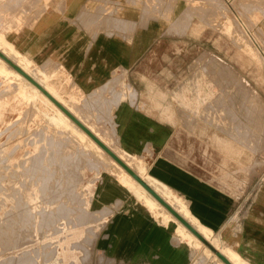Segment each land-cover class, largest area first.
I'll list each match as a JSON object with an SVG mask.
<instances>
[{
	"label": "crops",
	"instance_id": "0c3cea01",
	"mask_svg": "<svg viewBox=\"0 0 264 264\" xmlns=\"http://www.w3.org/2000/svg\"><path fill=\"white\" fill-rule=\"evenodd\" d=\"M84 1L0 0V41L34 66L48 67L51 76L60 73L63 79L64 69L84 93V111L93 114L122 150L146 161L148 173L186 200L191 213L219 235L223 245L249 264H264V179L252 178L254 157L246 156L253 150L235 143L228 132L234 141L225 140V147L241 159L243 172L214 161L208 165L202 145L183 138L192 133H182L153 112L144 90L167 86V81L157 83L156 72H178L211 53L226 59L264 98V0H229L234 17L227 23L216 22L214 9L197 4L194 15L193 8L186 7L184 13L182 8L172 24L147 21V8L131 14L123 7L116 19L102 14L82 18L83 10L94 13L82 10ZM238 82L251 102V91ZM195 128L197 135L205 133L203 126ZM119 189L100 188L98 206L113 211L98 230L93 263L101 251L104 264H192L193 246L177 233L176 222L160 221L133 193Z\"/></svg>",
	"mask_w": 264,
	"mask_h": 264
},
{
	"label": "rangeland",
	"instance_id": "374dc122",
	"mask_svg": "<svg viewBox=\"0 0 264 264\" xmlns=\"http://www.w3.org/2000/svg\"><path fill=\"white\" fill-rule=\"evenodd\" d=\"M86 1H88V5H85V3H87ZM234 1L236 0H231V2L235 4ZM197 4L200 8L202 7L201 5H203L205 8H209V10L214 9V18L216 22L219 20L221 23H227L230 18L234 17L229 10V0H85L82 4L84 6L82 7V10L84 8H91L94 9V13L83 10L81 11V17H87L88 19L90 17L99 18L101 17L100 14H102V17L105 19H107V17H111L109 19H116L118 18L117 15L123 11V7L131 14L137 13L138 9L143 10L144 8H147L150 11L147 21L149 19H157V21L170 22L172 24L177 18H180L182 8L184 9L183 13L186 12V7L191 10L193 8L194 15V13H196L195 8ZM183 18H186V13L183 14ZM211 20L212 19H210V21ZM164 60L166 61V59ZM225 66L230 69H226L227 67ZM120 72L122 71H119V73ZM124 75L126 76V79H128L126 72ZM60 76V73H56L53 76H50V78L57 84H62L61 87L65 88V90L77 91L72 81L62 83L63 79ZM261 76L264 78V73H261ZM153 77L158 84H162L165 81L168 83L166 82V87H154L151 85L144 88V90L148 91L147 95H149L152 100V104H149L148 106L153 109V112H159L161 117L172 122L179 130L181 129L182 133L187 134V132H191L192 135L183 136V138H190L191 140L189 139V143L202 145L205 163L211 166L214 161V163L220 164L221 167H230L231 169H237V171L240 170L243 172V162L241 159L236 155L233 156V154L225 147V140H232L228 135V132H230L231 135L236 138V141H232L235 143L239 142V144L241 143V146L245 149L253 150V154L248 152L249 154L246 156L247 160H251L252 156L254 157L250 168L252 178L256 177L257 180L264 179V98L241 73L235 71L233 66H231L226 59L211 53H205L203 56L196 57L190 63L183 66L178 72L165 69V71L156 72V74H153ZM2 78L3 77L0 76V86L7 81ZM12 80L15 82L18 81L14 78ZM237 80L244 81V84L242 85L244 89L246 90L247 88L250 90L253 95L255 94V100H257V102L259 101L258 108L253 109V112L250 110L248 93L246 96H243L240 88L239 91H236L238 90L236 88L239 87V82ZM169 81L172 83L171 85ZM88 96L89 95H86V97ZM36 102L43 104L40 100H36ZM218 107L220 108L218 109ZM47 110L49 113L52 112L48 108ZM182 112H185L186 115H183ZM28 115L29 119L27 118L28 120H26L23 126L21 125L17 128L14 126L9 127L6 131L4 130L0 134L1 159L5 157L3 159L5 162L0 164V169H3L0 170V178L2 176L1 174H4L3 176L5 177L2 176V179H0V188H3L0 189V264H104L102 261L103 252L101 251L97 252V263L95 260L93 263V246L99 233L96 231L97 222L102 218V215L112 209L108 205L98 206L100 188L103 186H110L113 188V191L120 188L119 190H123L124 192L126 189L111 175L109 170L103 169L100 176L97 177L99 174H94V171L90 170L91 167L89 168L85 164L87 161H84V158V160L80 159V153L76 147L77 145L68 139L63 140L60 132L56 133L52 127H48V117H43V119L38 120L37 123H40V127H45V129L39 127V132L45 133L47 129L51 135H55V140H53L55 145L49 142V138V143L47 145L51 146L52 149H58L61 154H66L68 161L65 164H61L59 168L57 167V169H59V178L63 176L62 182H58L59 180L55 181V179L52 180L54 182V185L52 184V186H55V190H53L54 188L52 190L54 191V194H56V198L59 196H62L63 198L61 197V199H59V197L56 199L54 195V199L52 196L53 191H51L50 188H46V190L41 189L42 187L38 188V186H36L40 197L35 200V193H33L35 188H33L34 186H28L29 184L34 183L35 180L38 182L39 179L37 180L35 174L33 175L34 178L30 177V173L25 174V172H31L29 171L31 167L28 168L29 170L26 169L27 171H22L24 168L21 166V160H30V156L36 154L35 151H30V148L28 147L30 142L32 144L33 136L37 133L35 125L30 128L29 122L32 121V112H29ZM184 118L187 120H184ZM193 118L194 120H192ZM104 121L106 122V120ZM199 125L203 126L205 129V133L202 135H197L194 132L196 131L195 127ZM238 128L240 129L239 132L237 131ZM10 132H12V135L9 134ZM44 133L41 135L43 136ZM239 133L240 135H238ZM216 137H219L220 140H217ZM42 146H44V144H42ZM15 163L18 165H15ZM4 164H6V166ZM82 164H84L83 167ZM108 166H111V164H108ZM12 167L14 170L16 169L15 171L19 169L24 173L18 170L19 172L17 171L13 174L12 172L14 170ZM76 168H81L82 175L77 181H72L75 183L72 186L76 187V192L69 194L67 191L69 190L68 188H73L72 186V188L69 187L72 182L70 183L66 181L67 184H64V182L68 175L72 174L73 170ZM9 171H11L14 176H16L15 174L17 173L18 177H13ZM21 181L28 184V186L25 184L24 185L27 187H24L23 184L21 185ZM12 185L13 187H11ZM58 185L60 187H58ZM63 186H65L66 190H63ZM18 187L20 190L22 189V192L17 189ZM13 188L17 189L16 191H19L16 192L15 190H12ZM58 188H60V192H57V190L59 191ZM42 190L44 192L46 190V193ZM61 190L62 192H65V194H69V199H67V195H62ZM73 190L74 188L72 191ZM55 191L58 194L55 193ZM128 193L132 194V192ZM133 197L135 196L133 195ZM50 198H53L52 201H54L52 202ZM70 198H72L73 201L70 200ZM21 199H23V203ZM25 199L28 200L29 203L31 201L30 204L32 205L34 203H39L40 205H37L39 209L36 212L29 211V214L26 215L25 210L22 211L23 206H26L24 204L28 203ZM86 199H89V204H85ZM57 200H59V202ZM56 201L59 204L56 203ZM119 201L121 200H118L117 205L119 204ZM50 203L53 204L51 205ZM82 205H84V207L79 208ZM61 207L63 209L65 207V211ZM43 208H45L46 211ZM47 208L49 210L52 209L54 214H49ZM44 211L46 213L48 212L49 216L52 215L53 218L55 217L54 221L56 222L54 223L52 220L54 224L50 220L51 217L47 216L46 213V215L42 214ZM46 219H48V223L46 222ZM50 222L53 225L50 224L49 227L47 224ZM104 223L105 221L101 225L103 226ZM75 224L76 226L79 225V227H83L79 229L83 234L77 237L73 242V244H76L80 250V252L77 251L80 261H78L79 259L72 258L71 253L69 252L65 254L61 252V245L63 241L68 239V232L71 229V225L75 226ZM205 244H207V246L211 245L207 241ZM211 247L213 246L211 245ZM46 250L50 251L47 253L45 252L44 254L43 252ZM56 250H60V253H54ZM26 253H29L32 256V259L27 260L24 258L23 260L21 255H25ZM39 253H43V255H40ZM60 255L63 257L62 259L60 258ZM200 256V264H215V259H207L204 258L203 255ZM111 263L113 262L111 261Z\"/></svg>",
	"mask_w": 264,
	"mask_h": 264
},
{
	"label": "bare ground",
	"instance_id": "6f19581e",
	"mask_svg": "<svg viewBox=\"0 0 264 264\" xmlns=\"http://www.w3.org/2000/svg\"><path fill=\"white\" fill-rule=\"evenodd\" d=\"M160 11H161V8H160ZM163 15H164V12H163ZM224 15H225V13H224ZM235 28H236V26H235ZM233 30L235 31L234 28H233ZM233 30H232V32H234ZM237 30H238V28H237ZM5 45L6 44L4 41H0V49L1 50H3L11 58H13L18 64H20L25 70H27L31 75H33L37 80H39V82H41L56 98H58L81 121H83L103 142H105L113 151H115L121 158H123L141 177H143L165 199H167L206 238H209L210 240H212L220 248V251H222L231 261H233L235 264H249L231 246L226 245V244L223 245L221 237L219 235H215L213 233L212 229H210L206 225H204L201 221L198 220L197 217H195L191 213V211L187 205L186 200L182 199L179 195H177L173 190L170 189V187H168V185H166L165 183L161 182L157 178L150 175L148 173L146 161L139 158L138 155L130 154V153H127L124 150H122L121 147H119V145L115 142L114 137L111 134H108L107 129L104 130L101 127L100 123L96 120V118L93 116V114L91 112H85L84 111V108H83L84 93L79 88L75 87L77 89V91L65 90V88L61 87L62 84H57L55 81L51 80V78H50L51 74L47 71V70H49V69H47L48 67H45V66L43 67L42 64H40L41 66H38V65L34 66L31 63V61L28 60L29 58L27 59V58L21 56L19 53L15 52L11 47H6ZM260 55H262V54H260ZM26 57H28V56L26 55ZM56 64H58V63H56ZM54 66H56V65H54ZM225 67H227V66H225ZM226 69L229 70L230 68L227 67ZM60 71L63 74V82L62 83L70 82V80H71L70 75L65 74L64 69H60ZM234 74H237V73H234ZM0 76L3 77L2 79H4L5 81L6 80L8 81V82L6 81L5 84L0 86V134L4 130L6 131L7 128H9V127L14 126L15 128H17V127H20L21 125L23 126V124H25L26 120L29 119V117H28L29 112H32V116H33L32 121L29 122L30 128L33 125H35L36 132H37L33 136L32 144H34V145H32L31 142L29 141L30 143L28 146L30 148L29 150L35 151L36 154H34L33 156H30V160H27V159L21 160L22 161L21 166L24 168V170H22V171H25L26 169L29 170L28 168L31 167L29 170L31 172H25V174L30 173L31 178H34L33 175L35 174L37 180L39 179V181L37 182L35 180L34 183L29 184V186H28V184H25L22 182L23 179L19 176L22 179L21 185L25 184L28 187L34 186L33 188H35V189H36V186H38V188L42 187L41 189L50 188L51 191H53V190H55V186L54 187L52 186V184L54 185V182L52 180L55 179V181L59 180L58 182H62L63 176L59 178V169H57V167L59 168L61 164H65L68 161L67 156H66V154L59 153L58 149H55V148L52 149L51 146L47 145L49 142L51 144H54L53 140H55V135H51L50 132L46 129V132L45 133L43 132L44 135L42 136L41 134H43V133H40L39 129H38L41 126L40 123H37L38 120L43 119V117H48V122H49L48 127H52L54 132H56V133L60 132L63 140L68 139L69 141H71L72 143L77 145L76 147H77L78 152L80 153V159L82 160L84 158L85 160L84 159L83 160L87 161V163H85L87 165V167H89V168L91 167L90 170L94 171L93 172L94 174H97V175L99 174L97 177L100 176V173H102L103 169L109 170L111 172V175L126 189V191L132 192L136 196V198L138 200H140L142 203H144L150 209L152 214L155 217H157L160 221H162L164 223H168L169 221L176 222L177 233L180 235L181 238H183V239L187 238V240L193 246L192 247L193 248L192 249L193 264H200V262H201L200 261V257H201L200 255H203V257L207 258V259H211V258L215 259V264H227L215 252H213L209 246H207L191 230H189L177 217H175L164 205H162L149 191H147L118 161H116L95 139H93L88 133H86L64 111H62L45 93H43L39 88H37L34 84H32L25 76H23L19 71H17L15 68H13L11 65H9V63H7L1 57H0ZM13 78L18 80V81L17 82L13 81L12 80ZM71 88H73V87H71ZM236 89H238L236 91H239V87ZM250 95H252L250 107L255 108L258 106L259 101L257 102V100H255V96H254L255 94L253 95L252 93H250ZM36 100H40L43 104L37 103ZM47 108L50 109L52 112L49 113ZM219 108L220 107H218V109ZM185 120H187V119H185ZM186 122H189V121H186ZM40 128L45 129V127H40ZM11 133L12 132H10L9 134H11ZM8 137H9V135H8ZM48 138H49V142H48ZM42 144H44V146H42ZM2 145H3V143H2ZM3 149H4V147H3ZM14 150H15V148H14ZM93 151H95V152H93ZM0 152H1V150H0ZM2 152H3V150H2ZM1 155H0V159H1ZM15 155H14V157H15ZM4 158L1 159L0 164H3L2 162H5L3 160ZM17 163H15V165H18ZM108 164H111V166H108ZM4 165L6 166V164H4ZM83 165L84 164H82V167H83ZM5 166H3V167H5ZM8 166H10V165H8ZM106 167H109V168H106ZM12 169L14 170L13 167H12ZM15 170L12 172L13 174H14V172H17L19 169H17V171H15ZM11 171H9V172L11 173ZM22 171H20V172H22ZM22 173H24V172H22ZM13 174H12L13 177L17 176V173L15 174L16 176H14ZM1 175L3 176L4 174H1ZM18 175H19V173H18ZM81 175H82L81 168H76L73 170L72 174L68 175L65 182L66 181L70 182V183L72 181L75 182L74 180L77 181L78 178H81ZM2 176L0 179H2ZM26 176H28V175H26ZM12 180H14V179H12ZM65 182H64V184H67V182L66 183ZM73 182L71 185L69 184L70 186L69 185H66V186L71 187L72 185L75 184ZM11 184H13V183H11ZM25 185H24V187H27ZM55 185H56V183H55ZM59 185H58V187H60ZM0 187H1V185H0ZM11 187H13V185ZM56 187H57V185H56ZM63 187H64L63 190H66L65 186H63ZM73 188L75 190L76 187L74 186ZM0 189H3V188H0ZM17 189H19V187ZM17 189L13 188L12 190L16 191ZM35 189L33 190L34 192L33 191L32 192L35 193L34 199L36 200L37 198L40 197V195L37 192L38 189H36V191H35ZM41 189H39V190H41ZM58 189H59V191L57 190V192H60V188H58ZM68 189L69 190L67 191V193H69V194L72 192L73 193L76 192V190L72 191V189H70V188H68ZM46 190H45V192L43 190L42 191L44 193H46ZM18 191H16V192H18ZM20 191L22 192V189ZM57 192L55 191V193H57ZM61 192H62V190H61ZM59 194H61V193H59ZM69 194H65V192H62V195H64V196L67 195V199H69L68 198ZM54 195L56 198V194H54V191H53V194H52L53 198H54ZM52 196H50V197H52ZM61 197L59 199H61ZM58 198H56V199H58ZM28 199H29V197H28ZM52 199L50 198L51 201H52ZM21 200L23 203L24 202L23 199H21ZM70 200H72V198H70ZM26 201H28V200H26ZM57 201L59 202V200H57ZM57 201H56V203H58ZM89 202H90L89 199H86L85 204L86 203L89 204ZM28 203H29V201H28ZM30 203H31V201H30ZM30 203L28 205L25 203L24 205H26V206H23L24 209L22 208V211L25 210L26 215L29 214V211L30 212H34V211L36 212L39 209L38 208V206L40 205L39 203L38 204L34 203L33 205ZM65 203H66V201H65ZM119 203H120V201H119ZM50 204L52 205L53 203H50ZM47 205H48V203H47ZM81 207H84V205L80 206L79 208H81ZM86 207H87V205H86ZM43 209L45 210V208H43ZM106 209H104V210L107 211ZM63 210L65 211V207ZM39 211H41V210H39ZM45 211L42 213L43 215L47 214V216H49L48 212H49V214H52V213L54 214L52 209L51 210L48 209L47 213ZM54 211H55V209H54ZM101 211H100V213H101ZM112 211L113 210L111 209L108 212H106L105 214L102 212L104 215H102L101 216L102 218L99 220V222H97L96 231H98L99 228L102 227L101 224L104 221L106 222L108 216L112 213ZM56 212H59V211H56ZM19 213H17V214H19ZM49 217H51V219H50L51 222H52V220L53 221L55 220L54 219L55 217L53 218L52 215H50ZM49 217H47V218H49ZM46 220H47L46 222L48 223V219H46ZM51 222L47 225L48 226L50 224L53 225L56 221H54V223L52 222L53 224ZM68 227H69V225H68ZM80 228H83V227H79V225L76 226V224H75V226L71 225V229L68 232V239L63 241V243L61 245L62 246L61 252H63V254L69 252V253H71L72 258H76V259H79L78 255H77V251L80 252V250L78 249L76 244H73V242L77 237H79L80 235L83 234V232L79 230ZM178 241H180V240H178ZM49 251L50 250H46L43 253L45 254V252L47 253ZM43 253H39V254L43 255ZM54 253H60V250H56ZM63 254H61V255H63ZM61 255H60V258L62 259L63 257ZM21 256H22L23 260H24V258L27 260L32 259L31 258L32 256L29 253H26L25 255L23 254ZM78 261H80V259Z\"/></svg>",
	"mask_w": 264,
	"mask_h": 264
},
{
	"label": "water",
	"instance_id": "95a60500",
	"mask_svg": "<svg viewBox=\"0 0 264 264\" xmlns=\"http://www.w3.org/2000/svg\"><path fill=\"white\" fill-rule=\"evenodd\" d=\"M0 57L9 65L19 71L32 84L45 93L62 111H64L75 123H77L86 133L95 139L116 161H118L147 191H149L162 205H164L175 217H177L189 230H191L199 239L206 242L205 236L185 218L167 199H165L153 186H151L143 177H141L123 158L113 151L105 142H103L83 121H81L71 110H69L58 98H56L39 80L25 70L13 58L0 49ZM225 263L235 264L222 251L211 247Z\"/></svg>",
	"mask_w": 264,
	"mask_h": 264
}]
</instances>
